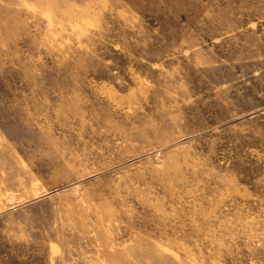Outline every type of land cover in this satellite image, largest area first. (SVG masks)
<instances>
[{
    "label": "rangeland",
    "instance_id": "374dc122",
    "mask_svg": "<svg viewBox=\"0 0 264 264\" xmlns=\"http://www.w3.org/2000/svg\"><path fill=\"white\" fill-rule=\"evenodd\" d=\"M0 264H264V0H0Z\"/></svg>",
    "mask_w": 264,
    "mask_h": 264
}]
</instances>
